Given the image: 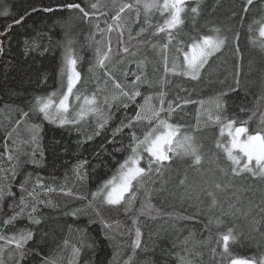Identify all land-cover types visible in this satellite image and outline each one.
<instances>
[{
  "label": "snow or ice",
  "instance_id": "obj_1",
  "mask_svg": "<svg viewBox=\"0 0 264 264\" xmlns=\"http://www.w3.org/2000/svg\"><path fill=\"white\" fill-rule=\"evenodd\" d=\"M14 7V6H13ZM3 11L0 16L9 17L12 15L8 0L0 4ZM255 8L259 12L258 18H253L251 23L246 27L248 31L258 29L259 36L264 38V0H242L240 4L241 19L238 24L243 25V15L248 14L250 9ZM186 10L195 16L199 14V4L186 9V0H121L119 4H112L111 7L101 3V0H63L55 5H46L37 7L30 4L28 8L21 13L14 15L0 28V57L8 59L11 54V37L15 35L14 29L24 27L25 33L17 41L25 57L31 59V70L25 69L23 65L19 71L31 79L33 73L36 76L37 88L47 82V75L43 69L35 68V62L41 57H46L54 53L56 48H61L59 83L60 87L53 91H44L39 94L31 95L27 99V110L19 109L20 119L14 126L6 132V137L11 138L13 133L20 135V126L25 121V130H30V136L23 141L27 145L25 150V164L40 166L44 163L46 157L44 148L41 145L39 133L43 130V123L63 128L67 132L77 131L81 135L77 137V148L71 149L69 145L55 141L50 146V153L53 159V167L59 159L61 151L70 153L78 151L79 148L87 141L93 140L100 136L106 128L108 122L115 116L113 107L116 112H120L116 126L111 129L112 138L105 137L109 144L113 143L115 136L128 129L125 135L128 137L127 145H123V137L120 143L122 146L113 148V152H125L120 160H115L112 152L106 155L110 160L115 161V166L111 169L107 178H101L96 182L94 190L88 194L74 193L65 191L68 196H75L76 199L83 201V204L72 209H67L64 215L72 217L73 224H76L82 216H87V222L84 225H76V230L81 234L82 247L94 248L97 242L94 238L88 236V226L93 223L101 225L104 239L111 241L113 239V223L104 216V211L109 213L115 212L117 217L121 214L127 215L132 213V229L126 230L124 235H131L133 239L129 247L132 252L124 261H118V253L114 252L108 264H138L134 258L137 250L147 251L146 246L142 247V238L144 233L140 226V217H149L155 219L156 216L166 215L168 218L176 220H194L198 218L201 209L197 206L187 216H181L175 212V206L172 211L162 213L160 209L155 208L150 201V188L146 185L154 182V177L163 174L169 170L175 157H189L192 165H200L202 156L199 152V145L195 142V137L187 132L182 133L181 129L191 127L181 123L183 116L179 120L173 121V113L177 110L183 111V106L187 104H199L201 108L206 103L214 105L217 112L213 116H207L208 121L219 125V136L224 137L227 133V141H216V148L221 149L226 161L230 162L227 169H220L225 179L215 183L216 191H227L230 181L228 177H237L242 174H248L251 178H257L264 182V128L249 134L247 120L241 121L239 126L235 118H229L224 114L226 108L223 97L228 92H235L240 89L241 80L239 71L233 73V83L227 90L221 91L218 95L211 96L207 101L200 99L184 98L177 93L174 97L168 98L164 91L165 84L168 83V75L186 77L192 81H201L202 76H207L206 66L210 67L209 61L217 53H223L225 50L228 37L223 35L219 28L210 27L207 32H197L195 35H188L183 39L184 30L180 27L187 18L184 13ZM66 13L55 18L53 25L47 28L35 27L28 31L25 20L36 13ZM135 16L134 22L139 23L136 36L139 37L148 33L143 40L137 41V47L140 44L150 45L154 51H158L160 60L163 64V74L157 82L151 81L141 68L144 60H136L137 71L129 73L127 64L130 62L129 57L135 56L130 50L129 43L133 38L132 32L125 34V24L123 14ZM141 15L143 19L141 20ZM162 17V21L153 23V16ZM52 19V17H49ZM79 20L82 24H87L94 32H90L89 39L95 44L93 48V60L89 67V73L100 71V79H97L95 87L88 93L85 85L81 84V73L77 69L78 62L82 57L74 53V37L72 35L73 21ZM64 29L63 40H53V29L55 27ZM116 32V49L113 51L111 34ZM99 34V39H94ZM163 34V35H160ZM158 37L154 42L151 38ZM177 37H181L177 39ZM233 54L240 51L237 42L239 32L234 31L231 37ZM175 41V42H174ZM255 43V42H254ZM261 58L264 59V39L259 42ZM6 53L8 55H6ZM34 54V55H33ZM113 57H116L113 59ZM146 59V58H145ZM171 62V66L169 63ZM215 63V61H212ZM15 68V65H11ZM117 64L124 65L121 68L123 80L118 78L113 69ZM134 77L129 82V76ZM80 84V88H76ZM147 85V87H144ZM111 88L109 92L108 89ZM144 89L141 91V89ZM74 89L76 91L74 92ZM154 89V90H153ZM187 91V90H185ZM139 98V99H138ZM264 101V95H261ZM155 101V102H154ZM80 102V103H76ZM131 108V113L128 109ZM71 109V113H70ZM255 115V113H253ZM92 116L95 123L90 125L91 132L83 133L81 131L86 117ZM251 118V117H250ZM32 119L37 122L33 123ZM260 123L264 125V107L261 108ZM199 120L197 121V126ZM141 130L137 134V130ZM243 137V138H241ZM15 143V141H14ZM7 147V144H5ZM103 147V144L101 145ZM94 156L100 159L92 165V171L97 167L108 166V161L104 159L99 152ZM8 161L14 159L12 154H7ZM89 164L87 159H78L72 166V171L78 181H84L88 177V170L85 168ZM9 171V170H6ZM12 178L16 175V166L10 168ZM6 183L0 184V210H2L3 201L6 197H15L11 190V180L6 175L3 177ZM32 173H25L24 179L17 186L20 189L18 199L13 198L8 204L11 213L0 219V264H6L4 253L7 249L8 257L13 264H22L29 253L34 252L38 260H29L28 264H59L51 250L45 253L37 246L44 240L45 233L40 229L26 228L20 226L11 234L4 232L8 225H14V222L21 218H27L32 224L39 226L44 217L38 213V206L43 205L50 207L49 200L41 199V192H54L55 188L45 186L42 178L37 176L31 190L27 188ZM181 185L184 180H180ZM37 188L41 192H37ZM141 204L136 208V201L141 196ZM161 192L167 190L161 187ZM26 193V195H25ZM169 195H173L169 193ZM210 197L208 211L212 213L213 209L219 211V216L209 215L208 224L220 228L225 224V216H235L241 209L236 208L234 203H229L225 208L219 203L215 191H206ZM176 198L184 200L191 199L185 193H176ZM264 220V196L261 197V204L257 206ZM251 211V209H249ZM155 213V215H153ZM247 214V213H242ZM116 224L120 220L115 221ZM146 223V221H145ZM255 224V220H253ZM175 227V225H173ZM252 232L258 233L260 237V250L253 256L247 258H236L230 249V243L234 246L241 245L245 240L255 242ZM39 233V235H38ZM215 246L210 248V258L220 257L219 264H264V228H252L248 234L238 231L234 225L227 226L223 231L217 233ZM189 238H185L183 251L187 255L177 253V264H203L202 260H196L195 257L202 254L192 248L186 247ZM35 240L31 248L28 247L30 241ZM90 241V242H89ZM68 240H63L62 245L67 246ZM173 247H177L173 242ZM217 248L222 251L217 252ZM81 252V247L73 246L72 259L69 264H77V257ZM171 255V253H168Z\"/></svg>",
  "mask_w": 264,
  "mask_h": 264
},
{
  "label": "trees",
  "instance_id": "obj_2",
  "mask_svg": "<svg viewBox=\"0 0 264 264\" xmlns=\"http://www.w3.org/2000/svg\"><path fill=\"white\" fill-rule=\"evenodd\" d=\"M4 2L5 0H0V4ZM60 2H63V0H8L12 15L6 18L0 16V28L8 20H11L14 15L28 8L30 4L43 7L50 4L55 5ZM241 2L242 0H206L203 3L196 25L194 27H188L187 29L191 32L203 33L207 32L210 27L219 28L221 33L229 38L226 42L225 50L222 54L220 53L218 55L219 59L214 58L215 63L212 62L213 60L211 61L210 67L207 69L208 75L203 76L202 82L188 79L178 80L177 78L170 82L166 93L168 98L174 97L179 93L184 98L195 100L203 99L207 101L211 96L218 95L221 91L227 90L233 83L234 71L238 70L241 80L240 89L235 92H228L222 98L226 105L224 114L229 118H235L237 125H240L241 121L247 120L246 126L252 134L264 128V125L260 123L261 113H259V109L264 107V101L261 100V95H264V59L261 58L259 42L264 38L259 36L258 29L248 31L246 27L251 23L253 18L259 17V12L255 8L250 9L248 14L243 15V25L237 23L241 19ZM2 11L3 8H0V12ZM62 15L67 14L60 12L36 13L28 17L25 20V24L28 26V31H31L35 27L43 29L53 25L55 18ZM131 16L130 18L133 24H135V16ZM49 17H52V19H49ZM76 21H73L72 28V35L74 37L73 49L76 55L82 57L79 61V69L81 76L84 77L89 72V67L93 60V48L95 46L94 42L89 39V36L90 32H94V29L89 28L88 30L89 26H85L84 30V26L77 24ZM13 31L15 35L10 38L12 41L11 54L8 55L6 53L8 55L7 60L5 57H0V116L6 113L8 108L12 110L15 108L18 110L23 109L26 111L27 99L34 94L33 90H35V94H39L44 91L50 92L59 88V67L62 49L56 48L54 53H50L46 57H41L35 62V68L43 69L44 74L47 75V82L37 88L35 73L29 79L19 71L21 65L25 69L31 70V59L23 55L22 48L17 42L22 34L25 33L26 29L24 27H18ZM234 31L239 32V40L235 43L238 44L240 49L235 54H233L232 48L229 46L233 43L231 37ZM52 35L53 40H63L64 29L59 26L55 27ZM147 35L148 33H145L141 39H144ZM96 38H99V34L95 35L94 39ZM134 51H138L142 55L144 50L137 48ZM146 59L149 58L146 57ZM9 61L11 65H15L16 67H11ZM90 75L93 76L94 72L90 73ZM198 106L199 104L184 105L182 112L177 110V112L173 113V121L179 120L183 116V120L180 122L191 127H185L182 130L185 132H193L191 128L199 119L196 116ZM131 110V108L128 109L129 113H131ZM113 111L115 112V116L108 122L100 136L85 142L78 151L70 153L61 151L54 167L51 163L53 157L50 153L52 143L60 141L62 144L69 145L71 149L75 150L77 148V137L81 135V132H67L63 128H55L47 122L43 123V130L39 135L46 159L42 165L35 166L33 172L25 170L16 180H11V190L15 193V199H18L20 189L17 186L24 179L25 173L33 174L35 172L36 177L39 176L44 180L43 184L45 186H51L56 189L54 192H41L39 188L36 189L42 193L40 198L49 200L52 206H44L41 211H38L44 217L39 226L30 224L25 216V218L15 221L14 225H8L4 228L5 233L9 234L20 226L34 230L37 228L42 230L46 235L37 247L45 253L51 250L52 254L59 259V264H69L72 259L73 246L81 247V252L77 257V264H108L114 252L118 253L117 260L121 262L131 255L132 250L129 245L131 244L133 236L124 235L123 233L133 228L131 220L132 213H128L124 219H120L115 212L109 213L105 210L103 213L104 216L113 223L111 230L113 239L111 241L105 240L101 225L93 223L88 226V236L96 240L97 246L94 248L82 247L81 234L76 230V225H84L88 217L82 216L76 221V224H73L72 217L64 215L67 209H72L83 204V201L76 199L75 196L66 195L65 191L88 194L90 190H94L96 182L99 179L109 176L111 169L115 166V161L110 160L105 154L106 151L112 152V155L117 161L125 155L123 151L113 152L112 150L113 148L122 146L120 143H117V141L121 140V137L124 138L123 145H127L128 137L125 133L128 132V129H124L123 132L117 134L112 144H109L105 139V137L112 138L111 129L116 126L117 120L120 117V112H116L115 107H113ZM19 119H3L1 121L0 118V142L6 139L8 145H10L12 139H20L15 133H13L11 138L5 135L12 128L9 124ZM32 122L35 123L37 121L32 119ZM22 126L23 124L20 126V131L23 130ZM81 131L83 133L91 132L86 129H81ZM140 131L139 129L137 130L138 135ZM225 141H227V138L223 142ZM102 144L103 147H101ZM95 152H99L108 161V166H100L95 171H92V165L96 164L100 159L99 156H94ZM81 158L89 161V164L85 166L88 170V177L82 182L76 179L72 171V166ZM172 164L174 168H170L163 174L155 176L154 182L146 185L151 190V204L155 208L160 209L162 213L172 211L173 209L170 205H174L175 212L181 216H187L197 206L201 209V212L198 218L194 220H176L174 217L168 218L166 215L156 216L155 219L144 216L140 217V226L144 233L142 247L146 246L148 250L143 252L137 250L134 259L138 261V264H177V253L187 255L183 251L185 247L183 241L189 237L190 239H188L186 247L192 248L202 254L201 256L195 257L196 260H202L203 264H219L220 257L210 258L209 251L210 248L215 246L219 231H223L225 227L231 225H234L238 231H242L245 234H248L252 228H264V220H262V214L257 207L261 204V197L264 196V182L257 178H251L248 174L237 176L236 178L242 180L243 184H229L231 190L220 194L219 203L225 208H227L230 202L234 203L235 207L237 206L241 209L238 215L241 212H245L248 218L246 221H243L239 217L232 219L231 216H225L223 218L225 224L217 228L214 225H209L208 219L210 214L219 216V211L213 209L212 213H209L208 204L211 198L205 195L204 201L201 202V193L199 190H195L194 176L192 177V174L199 171H195V169L202 167L192 165L191 159L178 161L174 158ZM220 164H223V161H220ZM182 169L187 170V172L183 173ZM180 180H184L183 185L179 183ZM29 182L34 183L35 181L31 178ZM161 187L167 191L161 192ZM61 189L65 191H61ZM242 189H245V192H241L240 190ZM185 192H187L191 199L181 200L176 198V193ZM169 193L173 195H169ZM142 194L143 190H141V196L136 201V208L140 207ZM13 198L6 197L3 201L2 211L0 212V215L3 217L11 213L8 204ZM117 219L120 220V225L115 223ZM253 220H255V224H253ZM118 226H122L120 230H118ZM252 235L255 237V242L245 240L239 246H234L230 243V249L236 258H247L255 255L260 250V237L258 233L252 232ZM65 239L69 241L67 246L62 245V241ZM174 241L177 244L175 248L173 247ZM34 243L35 240L30 241L28 247L31 248ZM220 251H222V248H217V252ZM168 253H171V255ZM38 259L39 257L34 252H31L22 264H28L29 260Z\"/></svg>",
  "mask_w": 264,
  "mask_h": 264
},
{
  "label": "rangeland",
  "instance_id": "obj_3",
  "mask_svg": "<svg viewBox=\"0 0 264 264\" xmlns=\"http://www.w3.org/2000/svg\"><path fill=\"white\" fill-rule=\"evenodd\" d=\"M205 1L206 0H186V9L190 8L191 6H195L196 4H199V14L196 15L195 20H193L192 19L193 14H190L187 10L184 13V15L187 18L184 20L183 25L180 26L184 30V35L182 37L183 39L186 40L188 35H195L197 33L194 31L191 32L187 28L188 27H194L196 25L197 19L201 13V8H202L203 3ZM120 2H121V0H102L101 1V3L109 5V7H111V5L114 3L119 4ZM160 2L162 3V0H160ZM123 16H124V24H125V34H127V32H129V31L133 33V38L131 39V41L129 43L130 50L134 51L137 48H140V49L144 50L142 55L145 56V57H143L140 53H138V51H134L135 56L128 58L130 62L127 64V70L129 71V73L136 72L137 71V64L135 61L143 59L144 63L141 65V68L144 71V73L147 75V77L155 83L158 81V79L163 74V64L160 60L159 53H158V51H154L151 48V46L146 45V44H140L139 47H137V41L143 40L141 38L145 33L142 34L141 36L137 37L136 32H137V29L140 27V24L136 23V22H135V24H133L132 19L130 18L131 15H129L127 12L125 14H123ZM133 16H134V14H133ZM142 19H143V15H141V20ZM159 21H162V17H159L158 15H154L153 16V23H156ZM76 22L79 25H83L84 30H85V26H88L87 24H82L79 20H77ZM88 30H89V27H88ZM111 38H112V44H113V51L115 52L116 38H117L115 31L111 34ZM157 38L158 37H153L152 40L154 41ZM180 38L181 37H177V39H180ZM96 39H99V38H96ZM94 46H95V44H94ZM145 49H148V50H145ZM219 54L220 53H217L216 55L218 56ZM146 57L149 58L150 60L145 59ZM115 58L116 57H113V59H115ZM214 58H215V56L212 58V60H214ZM212 60L209 61V65L211 64ZM169 66H171V62L169 63ZM122 67H124V65L117 64L115 66V68L113 69L114 74L118 78H120L121 80H123V77L121 76V71H120ZM208 68L209 67L206 66V71ZM77 69L80 71L79 62L77 64ZM100 76H101L100 71H95L93 76L90 75L89 72L84 77L81 76V84L85 85L86 91L88 93H90L93 90V88L95 87L96 81H97V79H100ZM133 78L134 77H132L130 75L128 77L129 82ZM177 78H178V80L179 79H188L186 77L172 76L171 74H169L167 77L168 83L165 84V86H164L165 92H166L167 87L170 84V82L173 81L174 79H177ZM202 78H203V76H202ZM188 80H190V79H188ZM59 87H60V83H59ZM144 87H147V85H145ZM76 88H80V84H77ZM143 90L144 89L142 88L141 91H143ZM75 91H76V89H74V92ZM108 91L110 92L111 88H109ZM76 103H80V102H76ZM216 112H217V109L215 108L214 105L206 103L203 108H201V106L199 105L198 106V113L196 114V116H197V118L199 117L200 122H199L198 126H197V123H195L192 126L191 129L193 132H187V133H189L195 137V142L199 145V152L202 156L201 164L196 165V166H199L202 168L195 169V171L196 170H199V171L192 174V177L194 176L195 190H199L201 193V199H200L201 202L204 201L206 191H215L216 196H217L218 201H219L220 194L231 190V188L229 186H228L227 191H216L214 188V185L216 182L223 181L225 179V177L222 174V172L220 171V169H227L228 164L230 163V162L226 161V159L222 153V150L216 148V141L217 140H220L221 142H223L225 140V138L228 139L227 133H225L224 137H220L219 136V125L216 123H213L212 121L207 120V116L209 114H212L214 116ZM70 113H71V109H70ZM259 113H261V108L259 109ZM0 118H1V121H3V119H5V120L6 119H19V118H21L20 117V111L16 108L13 110L8 108L7 112L4 113L3 115H1ZM25 123H28V121H25L24 123H22L23 124V126H22L23 130L20 131V135H19L20 139L19 138L12 139L10 142V145H8L6 139H3L0 142V184L6 183V181L3 178L6 175L9 177L10 180L14 181L25 170H29L32 172L35 170L34 165L24 163V160L27 158L24 154L25 150L27 148V145L23 144V141L26 138H28L31 134L30 130H25V127H24ZM94 123H95V121H94L92 116L86 117L85 121L82 122V125H83L82 129L83 130L86 129L87 131H91L90 125H94ZM14 124H15V121L10 123L9 125H11L13 127ZM236 126H239V125H236ZM181 132L184 133L185 131L181 129ZM249 134H251V133L249 132ZM241 138H243V137H241ZM14 141H15V143H14ZM5 144H7V147L5 146ZM7 154H12L14 159L12 161H8ZM186 159H190V158L184 157L181 159L179 157H175V160H178V161H185ZM220 161H223V164H220ZM13 165L16 166V175L14 178H12L10 175V168ZM171 168H174V167L172 166ZM6 170H9V171H6ZM182 172L185 173V172H187V170L182 169ZM177 174H179V173L177 172ZM32 178L35 181V179H36L35 172L32 174ZM228 180L230 181L229 184H232V185H235V184L242 185L243 184V181L240 179H237L236 177L235 178L230 177ZM43 182H44V180L42 179V183ZM33 185H34V183L29 182V184L27 185V188L29 190H31ZM240 191L245 192V189H242ZM37 192H39V191H37ZM42 207H44V206L39 205L38 211H41ZM236 208H238V207L236 206ZM1 211L2 210H0V212ZM242 213H245V212H241V213H239V215L237 212L235 214V216H231V217H232V219H236L239 217V219L246 221L248 218V215H245ZM0 217H1V219L4 218L2 215H0ZM119 218L124 219L125 215L121 214L119 216ZM120 227H122V226H118V228H119L118 230H120ZM9 234H11V232ZM0 243H2V242H0ZM9 250L10 249H7L4 253L6 264H13V261L11 259H9V257H8V251Z\"/></svg>",
  "mask_w": 264,
  "mask_h": 264
}]
</instances>
